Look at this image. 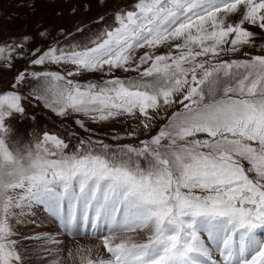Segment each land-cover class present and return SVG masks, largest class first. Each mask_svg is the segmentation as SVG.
<instances>
[{
    "label": "snow or ice",
    "instance_id": "snow-or-ice-1",
    "mask_svg": "<svg viewBox=\"0 0 264 264\" xmlns=\"http://www.w3.org/2000/svg\"><path fill=\"white\" fill-rule=\"evenodd\" d=\"M93 23L0 42V264H264V0H129ZM112 122L135 142L99 139Z\"/></svg>",
    "mask_w": 264,
    "mask_h": 264
},
{
    "label": "rangeland",
    "instance_id": "rangeland-1",
    "mask_svg": "<svg viewBox=\"0 0 264 264\" xmlns=\"http://www.w3.org/2000/svg\"><path fill=\"white\" fill-rule=\"evenodd\" d=\"M128 2L129 0H111V2H109L106 6H103L98 3V0H35L33 10L28 6V0H0V42H19L20 38H22L25 34L32 33L33 38L28 46L30 49H44L50 44H54L59 41V43L63 46L69 41L78 40L83 36V33H77L66 39L68 34L72 33L74 29L84 24V26L86 25L85 32H88L89 29L94 31L98 29L100 25L97 23L87 25L88 22L97 18L101 14L111 11L114 7L119 8ZM110 19V17L106 16V21ZM37 22L40 23V28L36 27ZM42 28H46L48 32V35L45 38H41L36 35V33ZM61 30H63V33ZM26 60L27 57H25V59H19L16 62L15 68L20 69L25 66L23 63H26ZM118 74L122 76L126 75L123 73ZM11 75L12 72L0 70V78ZM98 78V74H85L78 79L94 80ZM29 111L39 113L37 108H30ZM49 116L51 118L58 119L51 113H49ZM37 119L43 127L52 129V126H47V123L42 115L38 114ZM62 122L66 125L72 123L71 120ZM28 123V121H25V124ZM92 127L97 129L99 139L106 140L109 143H114L111 139V136L114 134L113 129H115V132L124 134L127 126L125 124L112 122L102 126L92 125ZM74 130L79 133H83V131L79 128H75ZM56 131L63 134V126H58ZM76 139V137H72L71 143L74 144ZM125 140L127 141L129 139ZM37 230H39V232H42L41 230L46 231L47 226L35 227L32 229L34 232Z\"/></svg>",
    "mask_w": 264,
    "mask_h": 264
},
{
    "label": "bare ground",
    "instance_id": "bare-ground-1",
    "mask_svg": "<svg viewBox=\"0 0 264 264\" xmlns=\"http://www.w3.org/2000/svg\"><path fill=\"white\" fill-rule=\"evenodd\" d=\"M46 46V45H45ZM117 128V127H116ZM93 243H94V241H93Z\"/></svg>",
    "mask_w": 264,
    "mask_h": 264
}]
</instances>
